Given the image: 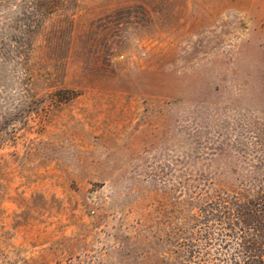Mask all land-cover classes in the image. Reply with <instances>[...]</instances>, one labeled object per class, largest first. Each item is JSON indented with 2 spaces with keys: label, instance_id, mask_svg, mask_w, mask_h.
I'll return each instance as SVG.
<instances>
[{
  "label": "rangeland",
  "instance_id": "obj_1",
  "mask_svg": "<svg viewBox=\"0 0 264 264\" xmlns=\"http://www.w3.org/2000/svg\"><path fill=\"white\" fill-rule=\"evenodd\" d=\"M258 192L264 0H0V264H231Z\"/></svg>",
  "mask_w": 264,
  "mask_h": 264
},
{
  "label": "trees",
  "instance_id": "obj_2",
  "mask_svg": "<svg viewBox=\"0 0 264 264\" xmlns=\"http://www.w3.org/2000/svg\"><path fill=\"white\" fill-rule=\"evenodd\" d=\"M234 204L236 224L243 229L237 235L231 264H264V194L258 192L256 199L244 203L236 198Z\"/></svg>",
  "mask_w": 264,
  "mask_h": 264
}]
</instances>
